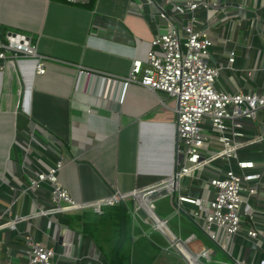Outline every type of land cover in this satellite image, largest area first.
Returning a JSON list of instances; mask_svg holds the SVG:
<instances>
[{
    "label": "crops",
    "instance_id": "obj_1",
    "mask_svg": "<svg viewBox=\"0 0 264 264\" xmlns=\"http://www.w3.org/2000/svg\"><path fill=\"white\" fill-rule=\"evenodd\" d=\"M140 1L144 2L92 0L82 5L65 0H0L1 31L14 29L32 35L39 52L48 58L43 75L36 74L33 58L17 59L15 68L0 72V213L14 198L13 214L31 213L37 206L52 207L47 184L35 194H20L31 177L44 168L40 157L47 160H43L45 163L62 158L64 167L59 178L79 203L132 192L176 170L175 102L136 82L129 84L122 99L123 82L133 59L144 58L153 38L165 28L155 6L144 3L140 10L135 7ZM214 1L207 0L209 4ZM199 20L201 28L214 39L212 61L226 62L229 50L236 51L234 69L223 70L218 87L233 92L263 91L264 0H222L217 9L202 8ZM245 127L248 133H262L264 112ZM33 130L43 133L52 146L37 143ZM242 154L261 165L258 193L250 202L258 209V227L264 240V146H250ZM193 182L183 178L177 192L206 197L208 190L192 189ZM173 185L172 181L168 187ZM131 199L128 196L106 211L107 221L116 219L113 228L120 230L114 240L124 236L123 213L128 214L132 206L136 212L138 203ZM141 201L150 207L147 198ZM78 213L33 219L30 228L35 239L51 245L54 238L44 232L49 219H54L55 236L64 226L75 234V243L78 234L81 238L80 255L75 259L58 256V264H99L98 256L105 258L104 251L92 233L78 226L82 222ZM134 221L141 223L139 219ZM152 221L163 228L155 217ZM249 225L246 223L229 243V252L217 251L216 259L222 255L224 264H232L233 258L257 263L259 256L253 253L254 245L247 238ZM27 229L24 223L23 233L0 230V264H24L18 250L25 244ZM197 247L198 254L203 255L204 249ZM84 248L90 255L82 257ZM181 249L185 260L197 264L186 247Z\"/></svg>",
    "mask_w": 264,
    "mask_h": 264
},
{
    "label": "built area",
    "instance_id": "obj_2",
    "mask_svg": "<svg viewBox=\"0 0 264 264\" xmlns=\"http://www.w3.org/2000/svg\"><path fill=\"white\" fill-rule=\"evenodd\" d=\"M65 1L85 5L92 0ZM144 3L157 8L165 28L153 38L144 58L133 59L130 74L123 82L122 99L129 84L136 82L162 92L167 100L175 102L176 170L170 176L132 192H116L100 201L79 203L72 198L59 178V172L64 167L62 158L45 163L43 160H47L40 157L44 168L31 177L20 194H35L47 184L52 207L46 209L37 206L31 213L13 214L17 199L14 198L11 206L0 213V230L15 229L23 233V224H28L25 244L18 250L24 264H58L56 256L71 259L76 256L75 234L70 229L64 236V254L58 255L54 246L58 236L52 232L56 221L49 219L47 231L44 232L50 239L54 238V243L49 245L34 238L30 225L35 219L48 218L49 215L55 217L93 205H114L128 196L136 199L138 208V192L149 194L153 190L167 188L172 181L174 185L167 188L169 192L162 198L175 201L179 216L184 214V219L196 224L225 252H229V243L249 223L247 238L254 245L253 253L259 256L256 264H264V240L258 227V209L250 202V198L258 193V183L262 178L261 165L242 154L250 146H264V131L251 134L245 127L246 124L254 123L260 112H264V90L233 92L218 87L223 70L234 69L236 51L229 50L226 62L211 60L214 39L207 30L201 28L199 11L202 8L217 9L222 6V0H215L212 4L207 0H144L136 3L135 7L140 10ZM20 58L35 59L36 74L47 72L48 58L39 52L32 35L14 29H5L1 33L0 29V72L15 68V62ZM31 132L37 143L52 146L51 141L44 139L43 133L36 130ZM183 178L194 181L192 189L201 190L205 187L208 190L207 196L177 192L180 191ZM156 201L150 202L154 214ZM149 215L152 221V215ZM161 218L167 219L168 225L169 219ZM152 226L161 232L155 222ZM193 237H187V241L191 242ZM213 250L210 247L204 249L209 256H205L206 260H216L217 250L216 253ZM88 255L85 249L82 257ZM197 256L200 261L201 255ZM233 260L232 264H254L246 259ZM98 262L109 264L101 256H98ZM7 264L14 263L8 261Z\"/></svg>",
    "mask_w": 264,
    "mask_h": 264
},
{
    "label": "rangeland",
    "instance_id": "obj_3",
    "mask_svg": "<svg viewBox=\"0 0 264 264\" xmlns=\"http://www.w3.org/2000/svg\"><path fill=\"white\" fill-rule=\"evenodd\" d=\"M133 199L136 200L135 198ZM159 199L155 202L154 210L161 217L169 218L168 225L171 230L173 229L174 234H176L181 240H185L187 237H191L192 235L195 236V238L193 237L191 241L192 243L190 245L187 244L189 243L188 241L184 243L187 244V248L192 254L199 255L198 253L200 250H198L197 246L202 247L201 250L208 246L214 249V253H216V250L218 253L221 252L220 247L211 241L201 229L192 226L186 219H184V214V216H179L177 214L176 211L178 208L172 198L165 197L163 199ZM110 208V205H104L101 207L93 205L72 211H79L78 216L81 218L83 223L80 221L81 224L78 226H81L85 231L94 235L97 244L108 257L111 245L114 243V239L120 232L119 227L113 228V226L116 224V219L114 221H107L109 216L106 211ZM173 212H175V214H173ZM124 215L125 244L123 245L121 252V255L126 257L123 260L124 264H188L179 250L173 246L174 244L170 243L164 233L153 229V222L150 219L146 222H142L140 217L134 211V206L130 208L128 214ZM78 216L76 215V217ZM134 218L135 220L139 219L141 223L136 224ZM105 226H108L109 229H107ZM153 231H156L159 234H156ZM133 238L137 239L134 240ZM149 239L151 243L147 241ZM80 240L81 238L78 234L77 243H75L76 256L80 255ZM199 240H202L203 244ZM139 242H142L141 246L139 245ZM203 255L200 256V261L202 264H224L223 262L225 261V257L222 255H220L214 262L206 260V257L209 256H207L205 252ZM55 259L57 261L58 256H56ZM138 260L141 261L137 262Z\"/></svg>",
    "mask_w": 264,
    "mask_h": 264
},
{
    "label": "water",
    "instance_id": "obj_4",
    "mask_svg": "<svg viewBox=\"0 0 264 264\" xmlns=\"http://www.w3.org/2000/svg\"><path fill=\"white\" fill-rule=\"evenodd\" d=\"M5 29L6 28H3L2 29V31H1V33H4L5 32ZM177 107H178V105H177ZM168 189L167 188H162V189H160V190H153V191H151L148 195V199H149V201L152 203V202H154L155 200H158L159 198H162L163 196H165V195H167L168 194ZM136 213H137V215L142 219V220H144V221H147L148 219H150L151 218V216L149 215V212H148V209L141 203V201H139V206H138V208H137V210H136ZM155 215H157L158 216V218H160L161 220H162V222L164 223V225L167 227V230H169L172 234H173V236H174V238H176V239H178V243H180V244H182V245H184L185 246V242H187V239H185V240H181L180 238H178L177 237V235L176 234H174V232L170 229V227L167 225V219H163V218H161L156 212H155ZM158 229V228H157ZM69 230V228H67V227H64V226H62L61 228H60V231H59V235H58V239L56 240V242H55V251H56V253L58 254V255H61V254H64V251H65V246L63 245V242H64V236H65V234H66V232ZM161 232L162 233H164V235H166L165 234V232L161 229ZM167 236V235H166ZM173 244V243H172ZM173 246H175V244L173 245ZM176 248H177V246H175ZM186 248H187V246H186ZM178 249V248H177ZM179 250V249H178ZM187 250H188V248H187ZM189 251V250H188ZM179 252L182 254V256L186 259V257L184 256V254H183V252L182 251H180L179 250ZM190 252V251H189ZM190 254H192L191 252H190ZM192 256L193 257H195L196 258V260H197V264H201L200 263V261H199V259H198V256L197 255H194V254H192ZM187 262H188V264H190L189 263V261L188 260H186Z\"/></svg>",
    "mask_w": 264,
    "mask_h": 264
},
{
    "label": "trees",
    "instance_id": "obj_5",
    "mask_svg": "<svg viewBox=\"0 0 264 264\" xmlns=\"http://www.w3.org/2000/svg\"><path fill=\"white\" fill-rule=\"evenodd\" d=\"M175 202V201H174ZM123 214H126V212H124ZM191 225L192 226H196V224H194L193 222H191ZM124 226H125V223H123V226H122V229L124 231ZM154 232V231H153ZM125 232H123L124 234ZM149 243L150 242V239L147 240ZM115 243H113L111 245V249H110V252H109V257L104 253L103 255L105 256V259L106 261L109 263V264H124L123 260L126 258L124 256L121 255V252H122V248H123V245L125 244V238L124 236H122V238H118L117 240L114 241ZM141 243L142 242H139V245L141 246ZM143 260V259H141ZM141 260H138L137 262L141 261ZM148 264V263H147Z\"/></svg>",
    "mask_w": 264,
    "mask_h": 264
},
{
    "label": "bare ground",
    "instance_id": "obj_6",
    "mask_svg": "<svg viewBox=\"0 0 264 264\" xmlns=\"http://www.w3.org/2000/svg\"><path fill=\"white\" fill-rule=\"evenodd\" d=\"M148 196H149V195H148V192H145L142 196L139 197V199H140V201H141V200L144 201L145 198L148 199ZM148 200H149V199H148ZM141 203H142V201H141ZM142 204H143L145 207H147V206L145 205V202H143ZM149 204H150V201H149ZM150 206H151V204H150ZM147 209H148L149 213L152 215L153 218L155 217V219L159 220V222L162 223V225H163V228H162V229L164 230V232H165V234L168 236V238L172 241V243L175 244V246H177V248H178L180 251L182 250V249H181V246H182L183 248H185L186 245L184 246V245L178 243V239L174 238L173 234H172L169 230H167V227L164 225V223L162 222V220H161L160 218H158L157 215L154 214L153 210H152L149 206L147 207ZM157 223H158V221H157ZM158 228H160V226H158Z\"/></svg>",
    "mask_w": 264,
    "mask_h": 264
}]
</instances>
